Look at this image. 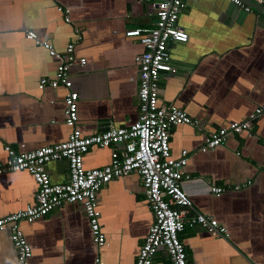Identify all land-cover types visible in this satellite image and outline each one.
<instances>
[{"label":"crops","instance_id":"0c3cea01","mask_svg":"<svg viewBox=\"0 0 264 264\" xmlns=\"http://www.w3.org/2000/svg\"><path fill=\"white\" fill-rule=\"evenodd\" d=\"M156 1L0 0V163L6 144L28 151L62 142L71 131L64 116L66 89L39 88L41 78L55 76L57 63L26 38L27 30L61 53L74 45L69 74L78 93L77 126L91 135L138 118L136 56L143 46L125 31L154 27ZM184 3L177 24L188 39L170 44L177 71L161 76L160 98L199 126H174L170 154L178 158L187 150L185 171L191 177L182 187L194 208L216 218L229 235L221 238L186 225L180 238L192 264H264V117L252 122L250 133L229 134L224 144L201 151L209 133L246 120L264 104V13L245 11L230 0ZM257 4L264 7V0ZM113 148L121 153L124 145L91 147L84 167L107 165ZM46 169L52 182L68 179L65 159L49 162ZM213 185L239 187L215 194ZM37 190L26 171L0 174V217L32 204ZM98 209L103 246L94 241L76 203L20 221L31 247L29 264H96L97 257L105 264H134L153 220L139 174L132 171L106 183L98 193ZM0 264H17L8 227L0 232ZM151 264H170L167 253L159 249Z\"/></svg>","mask_w":264,"mask_h":264},{"label":"built area","instance_id":"2783aa9c","mask_svg":"<svg viewBox=\"0 0 264 264\" xmlns=\"http://www.w3.org/2000/svg\"><path fill=\"white\" fill-rule=\"evenodd\" d=\"M255 1L262 3V0ZM230 2L245 11L251 9L244 0ZM184 7V0H157L154 27L125 31L127 37L136 38L143 46L142 52L136 56L138 118L129 126H111L91 135H83L77 126L78 93L72 89L69 74L70 65L74 61V45L69 43L61 53L47 41L40 40L34 31L27 30L25 33L27 39L44 47L57 63L55 76L41 78L39 88L62 86L66 89L63 97L64 116L65 124L71 131L66 140L33 150L18 152L8 144L4 145L6 159L0 163V174L26 171L32 175L38 188L32 204L0 217V232L9 228L16 249L17 264H29L31 257V247L20 228V221L31 222L41 218L63 203L81 206L94 241L98 246H103L106 235L100 223L98 193L114 177L132 171L140 176L148 207L153 215L134 264H151L159 249L167 253L170 264H192L180 238L186 225H199L208 233L221 238L229 235L227 228L216 218L194 208L192 200L182 187V181L191 177L185 171L189 158L187 150H183L178 158L170 154V134L174 126H199V122L187 112L166 104L160 98L161 76L177 71L172 61L170 44L188 39V33L177 24ZM80 63L84 64L85 59L81 58ZM259 117H264V104L256 106L246 120L232 121L209 133L201 151L224 144L229 134L250 133L252 122ZM118 143H123L124 148L121 153L113 148L111 161L107 165L92 169L84 167L83 156L91 147H110ZM60 159L67 160L69 176L66 181L55 183L51 181L46 166L49 162ZM238 187L213 185L211 191L220 194L225 189ZM96 264L105 263L97 257Z\"/></svg>","mask_w":264,"mask_h":264},{"label":"water","instance_id":"95a60500","mask_svg":"<svg viewBox=\"0 0 264 264\" xmlns=\"http://www.w3.org/2000/svg\"><path fill=\"white\" fill-rule=\"evenodd\" d=\"M245 3H247L253 10L256 12H263L264 13V7L260 4H257L254 0H244ZM199 229H202L201 226L197 225Z\"/></svg>","mask_w":264,"mask_h":264}]
</instances>
